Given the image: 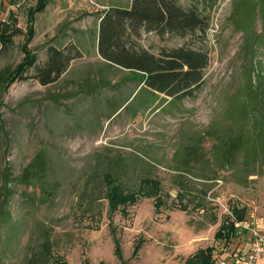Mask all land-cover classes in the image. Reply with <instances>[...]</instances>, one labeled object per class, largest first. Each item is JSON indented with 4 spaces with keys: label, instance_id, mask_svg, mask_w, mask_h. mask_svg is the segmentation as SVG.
Here are the masks:
<instances>
[{
    "label": "rangeland",
    "instance_id": "1",
    "mask_svg": "<svg viewBox=\"0 0 264 264\" xmlns=\"http://www.w3.org/2000/svg\"><path fill=\"white\" fill-rule=\"evenodd\" d=\"M132 1L0 0V31L13 40L0 51V264H29L46 242L48 264H185L211 246L217 264H245L241 258L256 233L264 239L263 154L241 149L222 163L214 152L239 130L257 137L264 129L262 20L253 33L237 32L230 22L234 0H220L205 34L148 33L136 40L156 56L178 48L207 56L199 91L174 103L141 89L142 75L110 65L98 52L104 14ZM51 47L77 58L45 87L24 63L36 54L44 64ZM22 71L27 79L16 78ZM253 93L261 96L259 104L249 100ZM239 103H248L242 120L233 108ZM180 151L193 152L187 176L195 183L192 195L206 197L207 215L194 208L192 195L189 210L179 207L174 183ZM40 154L45 176L24 181ZM107 173L127 185L143 177L159 180L160 210L154 198H143L112 213L103 189ZM234 206L247 207L250 228L241 225L228 244L216 242Z\"/></svg>",
    "mask_w": 264,
    "mask_h": 264
},
{
    "label": "trees",
    "instance_id": "2",
    "mask_svg": "<svg viewBox=\"0 0 264 264\" xmlns=\"http://www.w3.org/2000/svg\"><path fill=\"white\" fill-rule=\"evenodd\" d=\"M189 6L181 4L180 0H133L129 8H112L107 11L99 25L98 52L100 56L114 67H120L129 72L143 76L144 86L154 95H164L177 103L185 98L193 97L204 83V70L208 65L205 54L188 48L163 50L161 56H156L144 50L136 40L143 34L155 33L160 37H186L197 32L205 34L211 25L212 15L220 0H187ZM264 24V0H234L230 22L240 33H253L258 20ZM264 27V26H263ZM264 30V28H263ZM264 43V32L262 35ZM13 40L3 29L0 31V51L11 48ZM77 57L70 55L63 49L51 47L48 50L47 61L40 65L36 54L31 55L24 63L28 73L33 69V78L42 86H49L58 82L67 72L70 63ZM26 73V74H27ZM24 72L15 73L16 78L27 79ZM251 92V91H250ZM264 94V93H263ZM260 95L253 93L249 100L259 104ZM170 102V103H171ZM235 110L236 117L242 120L247 117L248 103L240 105ZM264 126V119H263ZM245 130L221 140L214 149L221 162H231L241 149L250 151L247 155L263 154L264 160V129L256 137L244 134ZM191 150V149H190ZM180 151L176 160L181 167H177L174 185L178 188V203L182 211L189 210L191 188L195 184L187 174V157L192 158L193 152ZM45 157L40 154L26 169L23 179L42 180L47 171ZM254 161V160H253ZM202 180H213L202 176ZM103 189L109 203V209L114 213L120 207L136 205L143 198H154L155 207L159 211L162 202V183L150 177H143L136 185H127L120 181L114 173H107L103 177ZM205 191H201L203 195ZM194 208L204 211L207 215L208 204L205 196L194 197ZM162 202V203H161ZM186 202V203H185ZM247 207H233L231 215L227 216L215 235L216 242L230 243L237 235L239 224L247 222ZM213 224L218 222L216 214L210 215ZM137 253V251H135ZM135 253V254H136ZM215 247L198 250L190 256L185 264H217L214 257ZM115 254L122 259L120 243L117 242ZM51 252L49 242L42 245V251L30 260L29 264H48Z\"/></svg>",
    "mask_w": 264,
    "mask_h": 264
},
{
    "label": "built area",
    "instance_id": "3",
    "mask_svg": "<svg viewBox=\"0 0 264 264\" xmlns=\"http://www.w3.org/2000/svg\"><path fill=\"white\" fill-rule=\"evenodd\" d=\"M241 225L247 230L250 228L248 222L239 224L237 226L241 227ZM256 236H257L256 241L252 243L247 257L241 258V261L245 262V264H264V239L262 238L261 235L257 233ZM222 264H226V263L224 262Z\"/></svg>",
    "mask_w": 264,
    "mask_h": 264
},
{
    "label": "crops",
    "instance_id": "4",
    "mask_svg": "<svg viewBox=\"0 0 264 264\" xmlns=\"http://www.w3.org/2000/svg\"><path fill=\"white\" fill-rule=\"evenodd\" d=\"M237 262H238V263H241V262H240V260H239V261H237Z\"/></svg>",
    "mask_w": 264,
    "mask_h": 264
}]
</instances>
